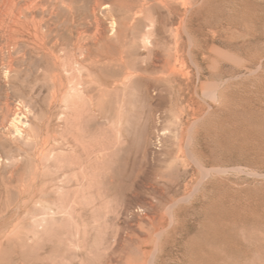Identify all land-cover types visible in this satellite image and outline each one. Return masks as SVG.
I'll return each instance as SVG.
<instances>
[{"label": "rangeland", "instance_id": "rangeland-1", "mask_svg": "<svg viewBox=\"0 0 264 264\" xmlns=\"http://www.w3.org/2000/svg\"><path fill=\"white\" fill-rule=\"evenodd\" d=\"M11 1L0 0V264H264V0H120L99 43L57 0L21 13L14 33ZM91 1L65 4L84 15ZM64 70L85 89L68 123ZM127 75L112 95L107 79ZM13 109L32 142L5 139Z\"/></svg>", "mask_w": 264, "mask_h": 264}, {"label": "bare ground", "instance_id": "bare-ground-1", "mask_svg": "<svg viewBox=\"0 0 264 264\" xmlns=\"http://www.w3.org/2000/svg\"><path fill=\"white\" fill-rule=\"evenodd\" d=\"M47 1V0H12V5H13V10L11 9V11H13V15H12V31L14 33H16L18 31V28H19V22L21 21L20 20V14L21 13H25L24 17L26 16V14H30L34 19L36 18V15L35 13H38V15L40 14H44L43 13V3ZM59 1L69 12H71L72 14H75V13H80L79 16L81 17V20L83 23H89L90 25L91 24H94L96 29L98 31H96V36H97V32L99 34V36L95 37L96 38V43H99L100 41H103V42H108L110 41L109 40V35L112 36V34L116 33L115 29H114V23H115V18L113 17L114 16V11H115V6L118 5L120 3V0H114V3L113 4H110V3H104L103 0H92L91 1V4L87 10V13H84L81 14V12H79L78 10H75L72 8V6H67V4H65V0H57ZM88 1V0H87ZM161 1V0H160ZM10 2V0H9ZM148 2V1H147ZM147 2L146 1H143V3L141 4V8L136 11V13L134 14L133 16V21L135 19H137L138 17H140L143 13H144V8L145 6L147 5ZM166 3V2H165ZM11 4V3H10ZM47 7L48 9V6L47 5H44ZM53 6V5H52ZM86 7V6H85ZM11 8V7H10ZM56 8V7H54ZM54 10V9H53ZM45 11V10H44ZM51 14V13H49ZM22 15V14H21ZM54 15V13H53ZM56 15V14H55ZM116 15V14H115ZM41 16V15H40ZM43 17V16H42ZM53 17V16H52ZM55 17V16H54ZM111 18V27L113 28H110L108 30V32L106 31L105 28L102 27V19L103 18ZM49 19V16L47 17ZM72 19V17H71ZM25 20V19H24ZM46 20V19H44ZM33 21V19H32ZM43 21V20H42ZM42 21H38L37 20H34L36 27H35V30L37 31V33H40V29L43 28L44 26L42 25ZM51 21V20H50ZM24 22V21H23ZM136 22V21H135ZM51 23V22H50ZM21 24V22H20ZM24 24V23H23ZM29 25V24H28ZM135 25V24H134ZM27 26V25H26ZM32 26V25H31ZM32 28V27H31ZM21 29V28H20ZM24 29V28H23ZM11 30V29H10ZM47 30H48V27H47ZM30 31V30H29ZM44 31V30H43ZM25 32V31H24ZM28 32V31H27ZM19 33H20V30H19ZM108 33V34H107ZM42 34V33H41ZM81 34V33H80ZM18 35V34H17ZM16 35V36H17ZM25 35V34H24ZM44 35H45V32H44ZM39 36V35H38ZM43 36V35H42ZM117 36V35H116ZM15 37V35H14ZM20 37V36H19ZM36 37V36H35ZM25 38V37H23ZM46 38V37H45ZM16 40V38H14ZM13 39V40H14ZM58 39V38H57ZM22 40V39H21ZM31 41V40H30ZM93 41V40H92ZM93 42V43H95ZM102 43V42H101ZM101 43H100V46H101ZM144 43H145V40H144ZM147 43V42H146ZM145 43V44H146ZM40 44V43H39ZM9 45V44H8ZM15 45V44H14ZM19 45V44H18ZM7 47V46H6ZM11 47V46H10ZM19 47V46H18ZM105 47V46H104ZM56 49V48H55ZM15 50V49H14ZM82 50V49H81ZM112 50V48L110 49ZM5 52V51H4ZM3 52V53H4ZM17 52H15L16 54ZM55 54V53H54ZM53 54V55H54ZM2 55V54H1ZM0 55V56H1ZM4 55V54H3ZM8 55V54H7ZM18 55V54H17ZM16 55V56H17ZM42 55V54H41ZM9 56V55H8ZM12 56V55H11ZM43 56V55H42ZM5 57V56H4ZM3 57V58H4ZM18 57V56H17ZM53 57V56H52ZM62 57H59V56H55L54 57V60H55V64H63L64 61L63 59H61ZM14 59V58H13ZM15 60V59H14ZM70 60V59H69ZM4 61V60H3ZM6 62V61H5ZM8 62V61H7ZM70 62V61H69ZM16 63V62H15ZM18 63V62H17ZM71 63V62H70ZM6 65V64H5ZM17 65V64H16ZM64 65H68L66 62L64 63ZM72 65V64H71ZM70 65V66H71ZM77 67V66H76ZM19 68V67H18ZM64 68V67H63ZM4 71L3 73L5 74V78L8 79L9 81V84L13 85V82L11 79V75H13L12 73L14 72V76L15 75H18V69L13 67V65L11 66H5L4 67ZM65 69V68H64ZM66 72V70H64ZM68 72V74H67ZM66 72V74L68 75L66 77V80H64L63 77H60V97L62 99L63 102L66 103V110L63 112V115L62 117H64L67 121V123L70 121V119L76 114V110H77V107H78V102L80 101V99H82L83 95V91L85 90H82L81 89V82L80 81H76L72 78V76H69V74L71 75L72 73L68 70ZM58 74V73H56ZM39 75V74H38ZM80 75V74H79ZM62 76H65L64 74ZM58 77V76H57ZM131 79V76L129 77V75L125 76L123 79L121 80H118V81H115V80H111V79H107L106 83L108 85H112L113 84V87L114 89H111L110 90V93L112 95L116 94L118 91L116 89L117 85H123L124 88H126L127 86V82ZM67 81V82H66ZM13 82V83H12ZM81 84V85H80ZM19 85V84H18ZM58 93V92H57ZM85 93V92H84ZM10 96V95H9ZM84 99V98H83ZM2 100V99H1ZM83 101V100H82ZM86 101V100H85ZM87 102V101H86ZM81 104V103H80ZM14 110V109H13ZM11 110V115H10V119H9V129H8V133L10 135V137H6L5 139H7L8 141H17V140H24V141H29L32 139L33 137V134H32V131L30 129V124L28 122V119H25V116L23 115V112L21 111H18V110ZM82 110V109H81ZM25 112V111H24ZM88 112V111H87ZM116 112H117V109H116V106L115 104L113 106H111L110 108V115L112 117V120H111V126L112 127H115L116 126V123H117V119L115 118V115H116ZM72 116V117H71ZM8 117V116H7ZM74 119V118H73ZM61 121V120H60ZM78 121V119H77ZM71 122V121H70ZM74 122V121H73ZM68 125V124H67ZM63 126V125H62ZM4 128V127H3ZM73 128V127H72ZM118 130V129H117ZM1 132V131H0ZM66 134V132H65ZM70 134V133H68ZM26 141V142H27ZM43 141V140H42ZM32 142V140L30 141ZM26 145V144H25ZM21 147V146H20ZM41 149V148H40ZM44 150V149H43ZM26 152H28V150H26ZM42 152V151H41ZM3 154V153H2ZM43 154V153H42ZM27 157V156H26ZM44 157V156H43ZM70 158V157H69ZM75 159V158H74ZM4 160V159H3ZM15 164V163H14ZM58 214V213H57ZM44 221V220H43ZM38 222V221H37ZM42 222V221H41ZM40 222V223H41ZM56 223V222H55ZM38 224V223H37ZM53 225V224H52ZM38 226V225H37ZM40 229V228H39ZM7 234V233H6Z\"/></svg>", "mask_w": 264, "mask_h": 264}]
</instances>
